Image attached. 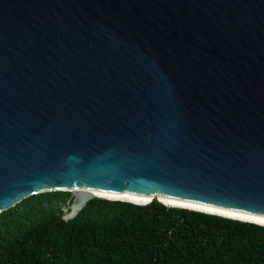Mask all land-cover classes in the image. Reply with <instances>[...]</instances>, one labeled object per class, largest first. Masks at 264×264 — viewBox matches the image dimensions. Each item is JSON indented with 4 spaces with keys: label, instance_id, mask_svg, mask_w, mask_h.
<instances>
[{
    "label": "water",
    "instance_id": "obj_1",
    "mask_svg": "<svg viewBox=\"0 0 264 264\" xmlns=\"http://www.w3.org/2000/svg\"><path fill=\"white\" fill-rule=\"evenodd\" d=\"M71 189L264 220V0H0V213Z\"/></svg>",
    "mask_w": 264,
    "mask_h": 264
},
{
    "label": "trees",
    "instance_id": "obj_2",
    "mask_svg": "<svg viewBox=\"0 0 264 264\" xmlns=\"http://www.w3.org/2000/svg\"><path fill=\"white\" fill-rule=\"evenodd\" d=\"M73 197L42 193L1 212L0 264H264L263 226Z\"/></svg>",
    "mask_w": 264,
    "mask_h": 264
},
{
    "label": "bare ground",
    "instance_id": "obj_3",
    "mask_svg": "<svg viewBox=\"0 0 264 264\" xmlns=\"http://www.w3.org/2000/svg\"><path fill=\"white\" fill-rule=\"evenodd\" d=\"M68 192H70L71 194L79 195L81 197H85V198L96 197V198H100V199H104V200L117 201V202H127L130 204L140 205V206L145 205V203H147L150 200L153 201L156 199L159 203H161L162 205L169 207V208L186 209V210H190V211H194V212L204 213V214H208V215H214V216L227 218V219H231V220H236V221H240V222L252 223V224L264 227V223H260V221L247 219V218H243V217H239V216H234V215H230V214H226V213H221V212H217V211H213V210H209V209H204V208H200V207H196V206H191V205H187V204H183V203H178V202H174V201H170V200H165V199H161V198H157V197H152V198H150L144 202H138V201L124 199V198L111 196V195H107V194H102V193H98V192H94V191H89V190H85V189H71ZM149 203L150 202H148V204Z\"/></svg>",
    "mask_w": 264,
    "mask_h": 264
},
{
    "label": "rangeland",
    "instance_id": "obj_4",
    "mask_svg": "<svg viewBox=\"0 0 264 264\" xmlns=\"http://www.w3.org/2000/svg\"><path fill=\"white\" fill-rule=\"evenodd\" d=\"M70 195H71V200H72V203H73V201H74V199H73V198H74V197H73V194L70 193ZM69 206H70V205H69ZM68 208H69V207H68ZM68 211H69V209H68ZM66 214H67V213H66ZM66 214H65V215H66ZM64 217H65V216H64Z\"/></svg>",
    "mask_w": 264,
    "mask_h": 264
},
{
    "label": "built area",
    "instance_id": "obj_5",
    "mask_svg": "<svg viewBox=\"0 0 264 264\" xmlns=\"http://www.w3.org/2000/svg\"><path fill=\"white\" fill-rule=\"evenodd\" d=\"M63 212H64V216H65V214L67 213L66 210H63Z\"/></svg>",
    "mask_w": 264,
    "mask_h": 264
},
{
    "label": "snow or ice",
    "instance_id": "obj_6",
    "mask_svg": "<svg viewBox=\"0 0 264 264\" xmlns=\"http://www.w3.org/2000/svg\"><path fill=\"white\" fill-rule=\"evenodd\" d=\"M260 223H264V220H261Z\"/></svg>",
    "mask_w": 264,
    "mask_h": 264
}]
</instances>
